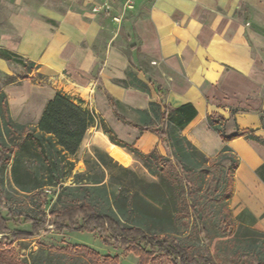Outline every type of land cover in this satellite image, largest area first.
Instances as JSON below:
<instances>
[{
  "label": "crops",
  "instance_id": "crops-1",
  "mask_svg": "<svg viewBox=\"0 0 264 264\" xmlns=\"http://www.w3.org/2000/svg\"><path fill=\"white\" fill-rule=\"evenodd\" d=\"M105 1L0 0V52L21 61L0 58V74L34 67L7 86L11 119L36 126L57 92L110 129L119 121L110 98L135 114L153 102L191 104L197 113L181 134L207 160L225 146L237 156L229 199L264 229V145L245 136L224 144L207 123L220 118L225 135L250 130L264 140V0H108L109 11L92 12ZM132 79L142 88L120 83ZM141 134L139 151H164ZM92 141L124 155L102 130Z\"/></svg>",
  "mask_w": 264,
  "mask_h": 264
},
{
  "label": "trees",
  "instance_id": "trees-1",
  "mask_svg": "<svg viewBox=\"0 0 264 264\" xmlns=\"http://www.w3.org/2000/svg\"><path fill=\"white\" fill-rule=\"evenodd\" d=\"M0 58L21 63L19 58L7 52H0ZM8 79L9 84L16 81L13 76ZM120 83L142 88L136 79ZM109 103L121 123L139 133L155 135L166 156L156 147L145 154L118 140L114 131L101 119L97 121L93 112L81 108V102L75 104L60 92L47 102L36 126H22L11 119L6 95L0 91V168L10 165L12 184L22 194H35L70 178L73 168L70 158L93 126L100 128L111 144L138 159L151 176L157 178L155 182H145L137 179L132 170L120 167L143 185L140 193L119 185L104 199L89 181H76L75 185L63 190L79 191L82 195L74 197L67 207L40 218L0 215V264H13V242L30 239L44 230L48 232L47 226L57 234L94 233L105 246L135 256L138 264H210L209 256L193 253L194 239L201 236L208 244L212 240L206 227L204 208L194 201L202 191L214 195L221 208L219 230L226 236L229 246L238 247V226L232 221L228 207L238 158L225 146L219 155L207 160L181 134L196 116L193 106L184 104L170 108L162 102H153L147 110L136 112L138 124H135L119 114L118 110L124 109L120 103L112 98ZM207 123L224 144L245 136L264 145V140L252 135L250 130L236 129L225 135L226 123L220 118L210 117ZM197 154L201 155L202 163L195 160ZM97 155L100 161H113L105 152L98 150ZM75 177L83 178L84 175ZM247 216L254 225V219ZM191 217L197 225H191ZM10 222L14 227L25 226L30 230H12L8 226ZM59 252L71 261L77 258L89 264H119L118 256L100 255L88 246L72 244Z\"/></svg>",
  "mask_w": 264,
  "mask_h": 264
},
{
  "label": "rangeland",
  "instance_id": "rangeland-1",
  "mask_svg": "<svg viewBox=\"0 0 264 264\" xmlns=\"http://www.w3.org/2000/svg\"><path fill=\"white\" fill-rule=\"evenodd\" d=\"M21 69L24 74L15 71V76H13L20 82L34 67L24 63ZM40 79H42L40 76L34 77L35 82H38ZM8 82V77L0 74V91H3L5 95L7 86L9 85ZM75 104H79V101L75 100ZM118 112L124 119L138 123L137 114L124 109H119ZM16 123L22 126H35V122L33 121L26 122L25 125L19 122ZM114 126L115 129H112L118 140L130 145L133 139H135L134 147L142 150L140 147L144 134H139L138 132L132 134V129L120 121ZM97 130L101 132L100 129H96L95 127L90 128L86 132L81 146L74 156L70 158L73 162L70 178L62 180L61 185H57L56 187L45 188L35 194H22L12 184L10 165L0 168V215L6 218L17 215L40 218L43 214L49 215L51 211L67 207L71 205L74 197L82 195L79 191L63 190L67 186L75 185L74 182L76 181H81L80 183L89 181L104 199L117 190L119 185H123L130 192L140 193L143 185L121 168L132 170L139 180L142 179L145 182H155L157 180L156 177L151 176L138 159L123 149L121 151L124 155H120L121 159H118L114 155H109L113 159L112 162H109L107 159L100 161L97 152L98 150L105 151L92 141L94 132ZM160 151L162 155L166 156L164 151ZM144 153L147 154L148 152ZM194 157L199 163L203 162L201 155L197 154ZM75 175H84V177L77 178ZM194 201L201 204L202 208H204L206 227L212 239L211 244L206 243L201 236L194 239V255L202 254L209 256L212 260L210 264H264V229L255 227L247 216L248 214L245 212H241L240 214L238 208L234 207L231 201H228V207L231 209V219L238 226V247H233L229 246L226 236L219 230L221 208L215 202L214 195L212 196L202 191L196 195ZM190 223L192 226L194 224L197 225L194 217H191ZM240 223H242V226ZM8 226L12 230L24 229L28 232L30 230V228L25 226L14 227L11 222L8 223ZM46 229H49L48 232L44 230L30 239L13 242V264H89L77 258L71 261L59 252L60 249L72 244L88 246L100 255L118 256L119 264H138L135 256L123 253L120 249L105 246L94 233L72 232L70 234H57L51 226H47ZM1 238L2 235L0 236ZM236 250L238 251L237 254H235Z\"/></svg>",
  "mask_w": 264,
  "mask_h": 264
},
{
  "label": "built area",
  "instance_id": "built-area-1",
  "mask_svg": "<svg viewBox=\"0 0 264 264\" xmlns=\"http://www.w3.org/2000/svg\"><path fill=\"white\" fill-rule=\"evenodd\" d=\"M110 10V5L108 0H106L103 4H101L100 6L98 5H94L92 8V12H98V11H104L107 12Z\"/></svg>",
  "mask_w": 264,
  "mask_h": 264
}]
</instances>
